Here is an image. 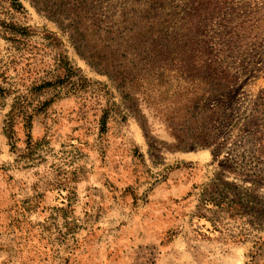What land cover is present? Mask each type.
Wrapping results in <instances>:
<instances>
[{
	"label": "rangeland",
	"instance_id": "374dc122",
	"mask_svg": "<svg viewBox=\"0 0 264 264\" xmlns=\"http://www.w3.org/2000/svg\"><path fill=\"white\" fill-rule=\"evenodd\" d=\"M20 2L0 0V264H264V0H166L155 42H125L146 0ZM63 54L76 84L43 89Z\"/></svg>",
	"mask_w": 264,
	"mask_h": 264
},
{
	"label": "trees",
	"instance_id": "16d2710c",
	"mask_svg": "<svg viewBox=\"0 0 264 264\" xmlns=\"http://www.w3.org/2000/svg\"><path fill=\"white\" fill-rule=\"evenodd\" d=\"M164 1H166V0H146V2L135 4V5H142L145 8L141 10V12L139 14V17H140L139 20H137V19L133 20V21L129 20L130 24L131 25H137V26H140V24H143V27H142V29L140 28V31L138 33L132 32L129 30L127 32V28H126L125 32H127V33H126V37H125V42L134 41L136 39L143 37L144 35H145L144 38L149 36L147 40H149V41L151 40L153 42H155L157 39L160 38V35H156L157 33H156L155 27L160 26V25H164V24L171 26L172 23H174V18H169V16L171 17L172 15H168V17L166 19H163L164 15L160 14L158 11L160 8H165V5L162 3ZM11 7L14 10L19 11L23 8V5L20 2V0H11ZM132 14L135 15L136 13L133 12ZM136 18H138V16ZM124 21L126 22L127 20H124ZM7 27L12 32H16V33L21 34V35H28L29 31L31 30L30 27H23V26H19V25L13 24V23L7 25ZM149 27H152V28L150 30H148ZM162 36L165 38H169V41L173 40L172 39L173 33H171V32H166ZM176 36H177V34H176ZM51 38H53V40L56 44H60V40L58 39V37L51 35ZM172 60L176 61V64H178L182 68H191V62L187 63L186 58L174 57V58H172ZM61 63H62V66L64 67V70L68 71L69 74H67V76L62 80L57 79L55 82L51 81V82L44 84L42 87L43 89L60 88L61 86H63L67 82H69L72 79V77L75 75L76 71L74 70V68L72 66H70L67 55H64V54L61 55ZM193 66L196 68V70L201 71V72H205V70L207 68L206 65L199 63L197 60L193 62ZM110 76H113V74ZM79 81H88V79L86 77H83V78H80ZM69 84H76V82L70 81ZM0 92L2 95L9 94L8 92H6L5 89H2ZM57 96L58 95H56V97ZM56 97H54L50 101H46L43 105H41L40 108L35 109L34 111L39 112L43 107L46 108L47 106H49L50 104H52L55 101ZM33 112L28 113L30 115H25L26 118L28 119L27 121H30L29 122V128L32 127V120L35 116V113L33 114ZM106 125H107V120L104 117L102 119V128H104V130L106 129ZM172 233H174L173 235H177V233L175 231L174 232L172 231Z\"/></svg>",
	"mask_w": 264,
	"mask_h": 264
},
{
	"label": "bare ground",
	"instance_id": "6f19581e",
	"mask_svg": "<svg viewBox=\"0 0 264 264\" xmlns=\"http://www.w3.org/2000/svg\"><path fill=\"white\" fill-rule=\"evenodd\" d=\"M179 247L184 248L183 244L180 241H179ZM242 254H243V251L239 250V253H238L239 258L236 259V260L229 258V259H227V263H229V264H241L242 263L241 261H242V258H243Z\"/></svg>",
	"mask_w": 264,
	"mask_h": 264
}]
</instances>
